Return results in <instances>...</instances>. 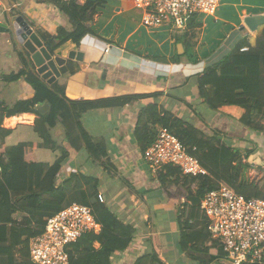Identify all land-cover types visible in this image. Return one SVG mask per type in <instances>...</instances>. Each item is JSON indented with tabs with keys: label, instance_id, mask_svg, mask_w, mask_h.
Here are the masks:
<instances>
[{
	"label": "crops",
	"instance_id": "1",
	"mask_svg": "<svg viewBox=\"0 0 264 264\" xmlns=\"http://www.w3.org/2000/svg\"><path fill=\"white\" fill-rule=\"evenodd\" d=\"M91 1L96 4L91 30L79 43L70 40L54 51L55 55L66 59V63L59 66L61 76L54 82L64 86L72 100L138 98L125 106L89 110L82 116L87 131L106 143L111 159L106 168L94 161L78 134L72 140L66 139L61 124L52 130L53 137L67 153L55 186H64L75 174L98 179V194L105 198L104 202H98L110 207L133 227L132 243L125 251L113 255V264H134L150 249H154L165 264H197L179 243L178 216L186 206L187 194L182 192L177 197L173 195L172 187L176 180L183 183L185 177L179 173L170 178L166 183L170 192L162 186L159 173L151 171L144 159V151L135 140L137 118L143 107L157 102L208 135L217 131L225 139L229 135L250 132V139L256 142V161H251L255 153L249 161L256 167H264V132H251L237 120L210 109L202 102L196 82L198 74L236 53L240 45V48L256 45L264 27V0H221L215 16L192 15L183 30L166 24L146 27L142 22L143 13L134 0ZM20 15L45 44L44 33L56 35L61 28L72 27L68 16L53 3L0 0V21L13 23ZM248 34L252 35L254 43L242 42ZM73 50L83 52V60L70 59L69 53ZM0 53L3 56L0 61V101L14 105L20 100L32 99L34 88L26 79L8 80L24 69L42 78L15 34L0 33ZM9 86L12 90L6 89ZM50 108L48 103L36 106L42 113ZM39 117L30 112L5 117L0 145L9 148L19 143L41 142L43 139L36 130ZM237 143L236 146L245 148ZM34 153L37 161L53 164L62 151L36 147ZM83 183L84 187L80 189L73 185L66 188L63 205H68L65 202L68 198L83 200L82 194L89 191L85 180ZM12 199L17 201L19 197ZM2 212L6 215L8 210ZM18 219L20 221L21 216ZM99 246L96 242V247ZM21 247L15 250L17 262ZM30 261L35 264L31 257Z\"/></svg>",
	"mask_w": 264,
	"mask_h": 264
},
{
	"label": "trees",
	"instance_id": "2",
	"mask_svg": "<svg viewBox=\"0 0 264 264\" xmlns=\"http://www.w3.org/2000/svg\"><path fill=\"white\" fill-rule=\"evenodd\" d=\"M40 1L58 6L72 24L71 28H61L56 35L44 33L46 45L52 53L70 40L79 43L91 30L95 2ZM240 47L221 63L197 75L199 95L210 109L237 120L242 127L254 133L264 132V27L255 46H248L246 51ZM20 79H26L31 84L34 97L20 100L14 105L0 101V130L5 132L1 127L5 117L30 112L40 116L36 130L43 140L39 143H19L9 148L0 145V264H33L30 261V239L43 232L45 216L65 206L62 203L66 188L71 185L76 189L83 188L85 180L89 195L98 197L99 181L94 177L75 174L65 181L64 186H55L67 153L64 146L53 137L52 130L61 124L65 128L66 139L72 140L78 134L94 161L106 168L111 163L106 143L87 131L82 116L89 110L125 106L138 98L125 96L72 100L68 98L64 86L58 82L49 84L26 69L8 80ZM44 103H48L51 108L42 113L36 106ZM159 127L179 137L207 171L206 175L198 177L183 175V183L176 180L173 184V195L180 197L182 192L187 194L186 206L178 216L181 249L197 264H226L223 262L226 253L221 243L211 239L201 209L202 199L207 192L220 186L247 197L264 199V167H256L249 162L256 149L254 145L245 148L236 146V139L227 141L217 131L208 135L192 122L178 117L156 102L143 107L137 118L134 137L142 151L155 140ZM36 147L61 150L62 153L53 164L39 162L34 153ZM179 173L175 165L162 167L159 171L162 186L169 191L167 181ZM249 173L251 176H248ZM13 196H18L19 200L14 201ZM98 201L91 207L101 224V230L98 233L88 232L70 245V264H113V255L125 251L132 243V225L126 224L110 207ZM4 209L8 210L6 215L2 212ZM16 214L21 216L20 221ZM96 242L100 244L99 247H96ZM18 246L22 247L17 262L15 250ZM134 264L165 263L154 249H150Z\"/></svg>",
	"mask_w": 264,
	"mask_h": 264
},
{
	"label": "built area",
	"instance_id": "3",
	"mask_svg": "<svg viewBox=\"0 0 264 264\" xmlns=\"http://www.w3.org/2000/svg\"><path fill=\"white\" fill-rule=\"evenodd\" d=\"M63 1L84 4L87 0ZM134 3L143 13L142 22L146 27H160L169 16L175 27L183 30L192 15L215 16L221 0H134ZM241 50L246 51L248 47ZM144 159L156 174L166 165L177 166L185 176L207 174L199 158L179 137L161 127L144 151ZM98 198L100 202L105 201L100 193ZM201 209L211 239L219 241L226 253L224 263L264 264V199L247 197L220 186L205 194ZM100 230L93 208L73 202L46 217L43 232L30 239V257L35 264H70L67 248L84 234Z\"/></svg>",
	"mask_w": 264,
	"mask_h": 264
},
{
	"label": "water",
	"instance_id": "4",
	"mask_svg": "<svg viewBox=\"0 0 264 264\" xmlns=\"http://www.w3.org/2000/svg\"><path fill=\"white\" fill-rule=\"evenodd\" d=\"M12 32L27 52L30 54L33 64L37 67V72L49 83H53L61 76L59 66L66 63V59L51 52L45 41L30 26L23 16H18L13 23L0 21V33ZM70 59L83 60L84 53L81 51H71Z\"/></svg>",
	"mask_w": 264,
	"mask_h": 264
},
{
	"label": "rangeland",
	"instance_id": "5",
	"mask_svg": "<svg viewBox=\"0 0 264 264\" xmlns=\"http://www.w3.org/2000/svg\"><path fill=\"white\" fill-rule=\"evenodd\" d=\"M135 4V3H134ZM164 24H166L167 26L169 25L170 27H172V28H174V29H176V30H178L176 27H175V25L172 23V18H170L169 16H168V19H167V21L164 23ZM242 42H245V43H248V44H250V43H254V41H253V37H252V35L251 34H248V35H246V36H244L243 38H242ZM209 57H212V56H209ZM3 60V56L1 55V53H0V61H2ZM6 89H8V90H12L11 89V86H9L8 88H6ZM12 92H9V94H11ZM206 109H209L207 106H206ZM210 110V109H209ZM240 127V126H239ZM239 132H241V130L239 129L238 130ZM252 132V131H251ZM241 133H243V134H240V133H237V136H230L229 135V137H225V139L228 141L229 139H231V140H234V139H236V141L235 142H238L237 144L239 145V144H241V145H245L244 147H247V146H252V145H254V147H255V149H256V142H253V141H250L249 139H250V132H241ZM248 133V134H247ZM255 137H256V134H255ZM231 142H233V141H231ZM250 142H253V143H250ZM49 153H52V151H50ZM61 153H59V155H60ZM38 158H41V156H40V154L38 153ZM251 161H256V152H255V155L252 157V160ZM250 162V161H249ZM253 162H250V163H252L253 164ZM255 165V164H254ZM253 176H254V174H252ZM248 176H251V174L249 173L248 174ZM82 197H83V200L82 201H76L74 198H68L67 200H65V202H66V204H71V203H73V202H78V203H81V204H85V205H88V206H91V205H93V203L94 202H97L99 199H98V197L97 198H94V197H91L90 195H89V191L88 192H86V193H83L82 194ZM69 251H72V248L69 246L68 248H67Z\"/></svg>",
	"mask_w": 264,
	"mask_h": 264
}]
</instances>
